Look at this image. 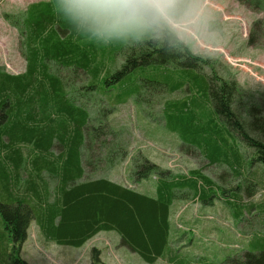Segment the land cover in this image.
Segmentation results:
<instances>
[{
    "label": "trees",
    "instance_id": "16d2710c",
    "mask_svg": "<svg viewBox=\"0 0 264 264\" xmlns=\"http://www.w3.org/2000/svg\"><path fill=\"white\" fill-rule=\"evenodd\" d=\"M189 1L176 0L184 9ZM237 1L261 12L263 18L255 24L264 26V0ZM50 3L41 17L20 29L25 70L11 74L0 68V264H29L19 251L32 220L46 240L59 245L79 247L98 232L113 230L120 244L146 263L166 257L170 264H195L167 255L169 207L177 191L186 187L203 201L212 189L210 180L198 170L191 176H173L146 157L134 159L132 173L135 180L158 177L154 196L103 177L81 180L83 151L104 133L103 125L89 123L86 108L67 93L51 64L81 69L96 81L104 67L98 56L122 52L123 62L105 71L96 84L107 87L104 92L117 86L115 102L128 96L139 100L143 90H151L149 85L170 92L185 87L186 96L164 103L165 125L210 164H226L238 175L244 166L259 164L264 169V126L256 118L246 125L232 106L236 83L215 72L204 73L203 67L211 65L209 59L193 53L182 40L175 46L152 37L102 45L75 33L52 12ZM253 37L249 35L248 44L253 45ZM150 68L157 80L136 75ZM89 85L93 89L94 83ZM238 142L251 150L248 159ZM24 144L31 145L29 164L23 169L27 175L20 167ZM53 146L58 152L51 150ZM46 173L56 180L53 191L47 187ZM90 264H105L99 249H91ZM229 264H264V251H246L242 261L231 259Z\"/></svg>",
    "mask_w": 264,
    "mask_h": 264
},
{
    "label": "rangeland",
    "instance_id": "374dc122",
    "mask_svg": "<svg viewBox=\"0 0 264 264\" xmlns=\"http://www.w3.org/2000/svg\"><path fill=\"white\" fill-rule=\"evenodd\" d=\"M49 2L53 12L51 0H0V68L3 71L11 74L24 71V36L20 29L24 31L27 23L41 17ZM262 18L261 12L237 0H190L180 18L181 40L193 53L209 59L211 65L204 66L203 72L209 76L215 72L223 80L236 83L232 106L246 125L256 118L264 126V26L255 24ZM53 28L57 30L56 25ZM250 34L254 36L253 45L248 44ZM98 60L104 65L100 78L118 67L124 54L105 52ZM51 68L64 82L67 93L84 105L89 123L103 125L104 133L83 151L81 180L103 177L154 196L157 176L141 180L133 177L134 159L141 157L169 170L173 176H191L192 171L198 170L210 180L212 189L206 191L203 201L195 198L187 187L177 191L169 207L167 255L183 257L195 264H229L231 259L242 261L246 251L255 254L264 251V169L259 164L244 166L238 175L226 164H210L196 147L183 142L165 125L164 103L186 96L185 87L170 92L149 85L151 90H143L139 100L128 96L115 102L117 86L104 92L107 87L96 86L99 78L93 81L81 69L54 64ZM153 71L145 69L136 75L145 81L157 80V73ZM90 83L94 85L89 90ZM249 130L252 135L256 134ZM239 145L243 157L249 158L251 150ZM30 149L31 145L21 146L22 170L29 164ZM51 150L58 152L56 146ZM44 175L47 187L53 191L56 180L47 173ZM197 182L202 185L200 179ZM27 230L19 254L31 264H90L93 247L99 249L105 264H150L121 245L120 236L113 230L98 232L79 247L46 240L33 220ZM152 264L170 262L164 257Z\"/></svg>",
    "mask_w": 264,
    "mask_h": 264
},
{
    "label": "clouds",
    "instance_id": "9594fccd",
    "mask_svg": "<svg viewBox=\"0 0 264 264\" xmlns=\"http://www.w3.org/2000/svg\"><path fill=\"white\" fill-rule=\"evenodd\" d=\"M53 7L75 33L102 45L143 37L181 41L185 9L176 0H53Z\"/></svg>",
    "mask_w": 264,
    "mask_h": 264
},
{
    "label": "crops",
    "instance_id": "0c3cea01",
    "mask_svg": "<svg viewBox=\"0 0 264 264\" xmlns=\"http://www.w3.org/2000/svg\"><path fill=\"white\" fill-rule=\"evenodd\" d=\"M25 66H26V64H25ZM24 70H25V67H24ZM35 222V221H34ZM38 227V226H37ZM27 229H28V227H27ZM38 230H39V228H38ZM27 231L28 230H26V233H27ZM39 233L41 234V232H40V230H39ZM23 258V257H22ZM24 259V258H23ZM25 260V259H24ZM27 261V260H26ZM28 262V261H27ZM29 263V262H28ZM29 264H31V263H29Z\"/></svg>",
    "mask_w": 264,
    "mask_h": 264
}]
</instances>
